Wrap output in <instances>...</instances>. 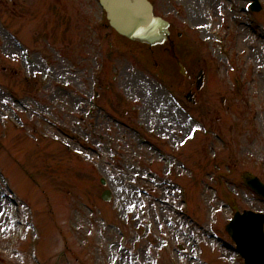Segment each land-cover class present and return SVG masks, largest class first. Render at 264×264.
Instances as JSON below:
<instances>
[{
  "label": "rangeland",
  "instance_id": "374dc122",
  "mask_svg": "<svg viewBox=\"0 0 264 264\" xmlns=\"http://www.w3.org/2000/svg\"><path fill=\"white\" fill-rule=\"evenodd\" d=\"M151 1L176 58L99 0H0V264H243L225 225L264 213L241 178L264 180V0Z\"/></svg>",
  "mask_w": 264,
  "mask_h": 264
},
{
  "label": "water",
  "instance_id": "95a60500",
  "mask_svg": "<svg viewBox=\"0 0 264 264\" xmlns=\"http://www.w3.org/2000/svg\"><path fill=\"white\" fill-rule=\"evenodd\" d=\"M108 13L110 25L122 36L146 43L150 47L161 44L169 35V23L153 13V6L148 0H100ZM253 10L260 11L258 0H254ZM198 87H201V81ZM244 182L255 192L264 197V183L250 172L242 175ZM105 184V181L102 180ZM107 190L102 198L111 199ZM238 245V251L245 257L246 264H264V214L245 212L236 214L227 226Z\"/></svg>",
  "mask_w": 264,
  "mask_h": 264
},
{
  "label": "trees",
  "instance_id": "16d2710c",
  "mask_svg": "<svg viewBox=\"0 0 264 264\" xmlns=\"http://www.w3.org/2000/svg\"><path fill=\"white\" fill-rule=\"evenodd\" d=\"M24 171L33 180V182L38 185H40V183L42 184L43 181H41V179H46L45 182L49 186L59 184L54 178H51L49 176L45 178V175L39 171L31 172L28 169H24Z\"/></svg>",
  "mask_w": 264,
  "mask_h": 264
},
{
  "label": "flooded vegetation",
  "instance_id": "af4514ba",
  "mask_svg": "<svg viewBox=\"0 0 264 264\" xmlns=\"http://www.w3.org/2000/svg\"><path fill=\"white\" fill-rule=\"evenodd\" d=\"M179 36L181 37V34Z\"/></svg>",
  "mask_w": 264,
  "mask_h": 264
},
{
  "label": "bare ground",
  "instance_id": "6f19581e",
  "mask_svg": "<svg viewBox=\"0 0 264 264\" xmlns=\"http://www.w3.org/2000/svg\"><path fill=\"white\" fill-rule=\"evenodd\" d=\"M130 200V199H129ZM129 200H127V201H129Z\"/></svg>",
  "mask_w": 264,
  "mask_h": 264
}]
</instances>
